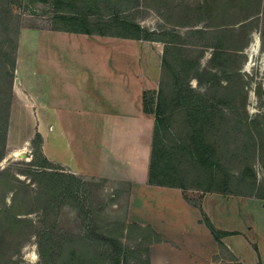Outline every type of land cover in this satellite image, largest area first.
Segmentation results:
<instances>
[{
	"label": "rangeland",
	"instance_id": "1",
	"mask_svg": "<svg viewBox=\"0 0 264 264\" xmlns=\"http://www.w3.org/2000/svg\"><path fill=\"white\" fill-rule=\"evenodd\" d=\"M52 1L0 0V48L13 52L17 32L22 25L29 28L49 24L53 16ZM71 1L74 7L85 4L84 0ZM120 1L123 2L120 16L132 19L143 29L153 27V32L165 40L175 38L180 42L177 46L184 48L185 57L198 61L196 71L202 79L198 83L193 76L195 71H192L189 77L192 87L211 97H232L231 102L221 100L226 120L219 124L218 129L210 124L206 137L216 147L214 156L221 163L219 168H204L191 162V156L184 150L176 151L175 144L180 140L186 141L190 125L184 109L169 102L167 119L160 124L157 140L174 152L175 165L180 170L174 175L175 182L186 189L206 188L211 172L216 178L211 186L219 188L224 186L223 174H227L231 179L228 189L245 194H264V64L261 65L264 60L257 53L253 56L255 64L244 70L248 61L245 50L253 33L261 32L264 39V0ZM97 3L102 16H107L115 5L112 0H98ZM39 41L33 32L24 36L20 54L24 61L18 66L20 78L28 71H31V77H39L40 74L33 70L35 65L30 62L33 49L37 47L42 51L44 48ZM216 42L226 48L245 46L239 51H227L232 57L226 66L220 59L212 61L215 50L212 44ZM1 61L0 58V264H67L72 252L85 257L84 264H104L105 258L103 261L93 247L86 246L85 237L92 228L120 240L129 253L127 264H149L145 256L146 243L158 236L148 226L126 221L124 184L78 176L75 182L78 187L74 186V191H61L60 185L70 172L58 164L53 167L39 165L45 159L40 138L28 128L33 125L32 118L26 111H20L12 93L9 94V84L1 73ZM239 64L240 75H237L234 68ZM225 69H228L230 78L228 81L222 79L220 89L215 90L209 77L213 76L212 73L222 77ZM170 76L169 70L165 69L163 94L168 99L172 95L166 88L171 82ZM15 77L17 75L13 78L12 87L16 83ZM21 81L24 83L23 79ZM27 84L28 87H24L28 93L43 96V78ZM151 102L154 105L155 100ZM244 119L251 125L254 121L253 140L243 135L236 137L228 128L230 123ZM246 140L250 143L246 144ZM255 141L259 145L257 148ZM18 149L23 152L12 154ZM250 166L254 171V187L238 180ZM45 170H48L47 175H44ZM246 175L249 180L252 172L247 171ZM47 230L52 231L53 239L49 243L52 249L41 253L40 234ZM214 261L215 264H240L224 248L214 255Z\"/></svg>",
	"mask_w": 264,
	"mask_h": 264
},
{
	"label": "crops",
	"instance_id": "2",
	"mask_svg": "<svg viewBox=\"0 0 264 264\" xmlns=\"http://www.w3.org/2000/svg\"><path fill=\"white\" fill-rule=\"evenodd\" d=\"M86 16L81 30L53 15L49 24L22 25L18 33L12 97L32 118L28 128L40 136L45 158L74 175L126 186V221L158 236L146 243L149 264H215L220 246L202 211L216 228L233 232L221 241L237 262L264 264V194L186 189L165 183L159 172L156 181L149 179L155 119L144 110L143 95L158 91L165 42L115 23L102 28L95 11ZM31 32L44 47L30 55L40 75L28 71L20 78L23 38ZM256 37V54L264 60L261 32L251 42ZM42 78L43 96L26 91L27 83Z\"/></svg>",
	"mask_w": 264,
	"mask_h": 264
},
{
	"label": "trees",
	"instance_id": "3",
	"mask_svg": "<svg viewBox=\"0 0 264 264\" xmlns=\"http://www.w3.org/2000/svg\"><path fill=\"white\" fill-rule=\"evenodd\" d=\"M93 1V2H92ZM114 7L107 15H110L108 20H104L102 14L100 13V6H98V0H84L83 5L80 7H74L73 1L71 0H53L52 1V11L54 15V19L56 21L63 19L68 21L67 24H71V28L73 30H81L82 27L86 26V15L89 11H95V14L100 15L101 27H106L107 25L116 24V27L119 28H125L126 31H129L128 29L137 30L138 33L143 32V34L147 35L150 38L155 37L156 39H160L165 42L164 44V50H163V56H162V75H161V81L159 84L158 91L155 94H145L143 95V108L146 112L152 113L154 115L155 119V125H154V132H153V142H152V152H151V158H150V181H156L157 175L156 173H161L159 179H162L165 181V183H175L178 184V186L184 187V185L176 183L175 178L179 173V169L177 165H175L176 157L174 156V152L171 149V147L165 145L164 142L157 140V136L159 135L161 131L162 122L167 119L166 115V109L169 104V102H173L175 106L181 107L184 109L186 113L187 121L189 122L190 128L187 131V138L186 141L180 140L179 143L175 144L176 151L184 150L191 156V162L197 163L199 165H203L204 168L206 167H216L219 168L221 166V163L217 158H215V152L216 147L212 141L207 140V133L209 131L210 124L213 125L214 129H218L220 127L219 124L221 122H224L226 119L224 118V112L222 111V101H229L231 102L232 97L227 98H220L215 96H209L206 95L203 92H200L196 88L192 87L189 83V77L191 75V72L195 71L193 76L196 78L197 82L200 83L202 77L199 76L198 72L196 71L199 67L198 61L191 60L189 58H186L184 55V48H179L177 46L179 41H177L175 38H169V39H163L158 34H154V32H149L145 28H141L139 25L135 24L133 20H130L126 17H122L119 15V12L123 10V5L120 0H112ZM96 2V3H95ZM94 6H93V5ZM84 6V7H83ZM62 11H65L66 14H62ZM72 12V13H70ZM70 22V23H69ZM131 22V23H130ZM18 33L16 36L15 44L13 47V52L8 53L7 49L1 47L0 48V58L1 61V73L5 76V81L7 84H9V94L12 93V82L13 78L15 76L14 70H15V54L17 49V41H18ZM219 40V39H218ZM245 45H241L240 48L237 47H230L226 48L224 45L220 44L219 42H216L212 44V47L215 49L212 53V61L221 60L223 65L226 66L229 65V61L231 60L232 54L227 52L231 49H235L236 51H239L244 47ZM188 50L187 48H185ZM239 68L240 64L235 67V73L239 74ZM169 70V73L171 74V82H169L168 86L166 88H169L172 92L169 99L164 96L163 91V72L164 70ZM227 70V71H226ZM228 69L223 70L222 77L218 76L216 74H213V76L209 77V79L212 81V84L214 86V89H220V83L222 79H228L230 78L229 73L227 74ZM207 73V72H206ZM210 73V72H208ZM182 74H185L184 76ZM240 75V74H239ZM170 76V77H171ZM227 80V81H228ZM227 83V82H226ZM231 84V83H229ZM245 84L242 83V86ZM230 88V87H229ZM245 98V97H244ZM224 99V100H222ZM154 105L151 101H154ZM222 100V101H221ZM227 123L229 121L227 120ZM251 123L247 122L246 119L243 121L236 120V122L230 123L228 128L232 131V133L236 136H242L247 138L248 137L253 140V130H254V121ZM163 128V126H162ZM256 128V127H255ZM231 134V133H230ZM39 136V135H38ZM40 138V136H39ZM5 139V137H4ZM41 141V140H40ZM249 144L250 142L246 140V144ZM256 143V141H255ZM259 145L256 143L255 148H257ZM254 148V145L252 147ZM45 158V156H43ZM43 167H53L54 165L52 162L48 161L46 158L43 162L39 164ZM251 167V166H250ZM246 167L245 171L239 176V182L245 183L247 185L255 186V177H254V171L252 170V167ZM223 169V168H222ZM210 170V169H207ZM44 171V175H47ZM212 171V170H211ZM247 171H251L252 175L249 176L250 179H247ZM77 175H74L73 173H70L67 175L66 180H63L60 185L61 191H74V186L78 187V185H75V182H77ZM215 174L211 173L209 174L207 178L208 186L205 189H213L211 186V183L215 181ZM222 182H223V191H232L231 189H228L230 178L227 174H223L222 176ZM238 193H243L241 191H233ZM202 217L204 223L209 227L210 231L212 232L214 238L217 240L220 248L226 247L224 246L223 242L221 241L222 235L230 234L233 232L226 231V230H220L216 228L211 221L209 220L206 213L202 211ZM87 240L86 246H91L94 248V252L97 253V256L99 258H104L106 262L104 264H127L128 263V251L123 247V244L118 240L116 237L99 233L95 231L93 228L90 229L88 232V235L85 237ZM52 231L47 230L42 232L40 234V242H41V253L48 252V249H52V246L49 244L52 240ZM86 250V249H85ZM84 250V251H85ZM232 259L234 256L230 251H228ZM85 253V252H84ZM91 254V253H89ZM80 255H74L72 252V256L70 257V260L67 264H84L86 263L85 257H79ZM108 259V260H107ZM235 259V258H234ZM241 264V263H240Z\"/></svg>",
	"mask_w": 264,
	"mask_h": 264
},
{
	"label": "bare ground",
	"instance_id": "4",
	"mask_svg": "<svg viewBox=\"0 0 264 264\" xmlns=\"http://www.w3.org/2000/svg\"><path fill=\"white\" fill-rule=\"evenodd\" d=\"M258 38L256 37L255 38V41H254V43L252 44V48L253 49H250L251 50V53L250 54H253L254 52H256L257 51V46H258ZM23 152V150H14L13 152H12V154H15V153H18V154H20V153H22Z\"/></svg>",
	"mask_w": 264,
	"mask_h": 264
},
{
	"label": "built area",
	"instance_id": "5",
	"mask_svg": "<svg viewBox=\"0 0 264 264\" xmlns=\"http://www.w3.org/2000/svg\"><path fill=\"white\" fill-rule=\"evenodd\" d=\"M252 44H253V42H251V44H250V49H253V48H252ZM256 52H257V51H256ZM256 52H254L253 54H250V53H251V50H250L248 61H247V63L245 64V68H246V69H248V67H251L252 65L255 64V62H253V56L256 54Z\"/></svg>",
	"mask_w": 264,
	"mask_h": 264
}]
</instances>
